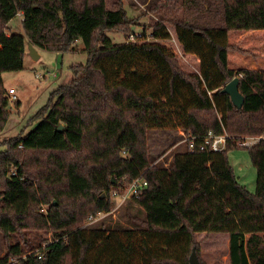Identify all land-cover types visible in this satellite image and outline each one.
Listing matches in <instances>:
<instances>
[{"label":"trees","instance_id":"16d2710c","mask_svg":"<svg viewBox=\"0 0 264 264\" xmlns=\"http://www.w3.org/2000/svg\"><path fill=\"white\" fill-rule=\"evenodd\" d=\"M153 11L151 39L144 27L137 40L115 44L110 32L133 31L121 5L0 0V133L10 107L3 73L25 68L30 43L65 53L82 41L87 54L37 123L2 143L0 264H190L192 249L200 254L197 234L212 232L229 234L230 264H264V70L229 65V33L264 30V0H160ZM20 12L24 33L9 34ZM170 28L200 59V73L185 71L161 42ZM235 77L240 109L223 91ZM174 129L195 136L197 147L185 140L168 165L155 163L149 132ZM210 131L228 135L223 149H200ZM255 135L262 138L249 148L257 169L250 192L228 152ZM137 177L148 185L120 206V219L109 214L87 226L89 216L113 211V193L123 195Z\"/></svg>","mask_w":264,"mask_h":264},{"label":"rangeland","instance_id":"374dc122","mask_svg":"<svg viewBox=\"0 0 264 264\" xmlns=\"http://www.w3.org/2000/svg\"><path fill=\"white\" fill-rule=\"evenodd\" d=\"M160 0H106L108 8L121 5L125 8L127 17L132 27L126 32L112 31L109 36L115 44L123 43L125 40L140 33L142 28L148 29L150 34L151 25L159 19V12L153 11L154 3ZM162 13L164 12L161 11ZM130 25V23H129ZM129 30V31H128ZM135 31V33H134ZM172 37L161 42L172 49L180 66L190 73L199 71L194 58L184 56L182 47L176 38L173 28H170ZM8 33H24L22 26V13L11 20ZM229 43L233 49L229 53V65L231 68L239 69L249 67L264 70V30L231 31ZM40 58L35 60L28 49L24 58L25 68L20 71H6L3 73V80L8 90L16 88L20 104L11 101L8 91L6 96L10 102L9 121L4 130L0 133V151L5 149L2 143L11 137L30 130L38 121L37 114L50 102L52 92L60 85L72 81L73 74L71 66L84 64L87 61V54L84 51L82 41L77 42L75 52L58 53L56 51L37 48ZM182 130H153L149 132V145L151 156L155 163L168 165L175 146L184 142ZM247 136L237 141L239 147L228 152L229 161L239 182L250 192L256 191L257 169L254 166L249 148L254 145H241V142L248 140ZM48 154L41 153L38 157L46 160ZM123 206L112 214L114 220L120 219L123 213ZM108 216V215H107ZM105 216L103 219H105ZM102 219V220H103ZM88 223V220H87ZM94 225V224H92ZM46 240L52 239V232L43 233ZM229 238L226 232L203 233L196 236L199 242L200 259L203 264H230ZM229 241V240H228ZM4 254L3 237L0 234V257Z\"/></svg>","mask_w":264,"mask_h":264},{"label":"built area","instance_id":"2783aa9c","mask_svg":"<svg viewBox=\"0 0 264 264\" xmlns=\"http://www.w3.org/2000/svg\"><path fill=\"white\" fill-rule=\"evenodd\" d=\"M142 33H139L137 35L132 36L131 38L127 39L129 41H135L137 40V38L141 37ZM152 34H149V38H152ZM242 76V75H240ZM8 93L10 96L11 101L14 100H18L17 97V92H16V88L11 87L8 89ZM182 135L185 136L184 132L181 131ZM260 138H262L261 136L258 137H249L248 140H244L243 142H241V145H248L251 144V141L253 144L257 143ZM203 142L200 145V149H205L207 148L208 145H210L212 147L213 150L218 151L221 150L225 147V144L227 142L228 139V135L226 134H222V135H216L213 132H208V134L206 136H204L203 138ZM185 140H189V147L191 150H194L197 147L196 144V137L195 136H185L184 137V141ZM148 185V182L145 178L142 177H137L135 179H133V181L131 182V184L128 186L127 190L124 192L123 195H119L117 192H114L113 195L116 196L117 199V205L115 207V209L109 213H105V212H101L98 213L97 215H91L89 216L88 219V223L87 226H90L92 224H95L96 222L102 220L105 216L109 215V214H114L116 210H118L120 208V206L129 198L135 197V198H139L143 192V190L146 188V186ZM39 250H37L36 252H38ZM34 252V251H32ZM29 252V253H32ZM27 255H24V258H26ZM43 255L42 253L38 252V258H42ZM18 258H11L9 263L7 264H18L19 263Z\"/></svg>","mask_w":264,"mask_h":264},{"label":"water","instance_id":"95a60500","mask_svg":"<svg viewBox=\"0 0 264 264\" xmlns=\"http://www.w3.org/2000/svg\"><path fill=\"white\" fill-rule=\"evenodd\" d=\"M28 51L35 60L40 58V54L38 53L37 47H35L33 44L30 43L28 45ZM239 83H240V78L235 77L229 83H227L226 86L223 88V91L230 95L233 105L238 109L243 107L245 100L243 94L239 89ZM62 127L63 126L60 125L59 129L62 130ZM189 263L203 264L197 254L196 248L192 249L191 255L189 257Z\"/></svg>","mask_w":264,"mask_h":264},{"label":"crops","instance_id":"0c3cea01","mask_svg":"<svg viewBox=\"0 0 264 264\" xmlns=\"http://www.w3.org/2000/svg\"><path fill=\"white\" fill-rule=\"evenodd\" d=\"M182 47V46H181ZM183 50V49H182ZM182 53L184 54V56H187V57H191V58H194V60H195V64L200 68V59L197 57V56H195L194 54H190V53H185L184 51H182ZM183 68V67H182ZM186 71V70H185ZM190 73V72H189ZM194 73V72H193ZM195 73H200V69H199V71H197V72H195ZM19 99V98H18ZM199 234H203V233H199ZM207 234H210V233H207ZM198 235V234H197ZM226 241H227V243L229 242L228 240H229V238L228 237H225L224 238Z\"/></svg>","mask_w":264,"mask_h":264}]
</instances>
